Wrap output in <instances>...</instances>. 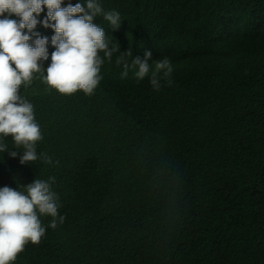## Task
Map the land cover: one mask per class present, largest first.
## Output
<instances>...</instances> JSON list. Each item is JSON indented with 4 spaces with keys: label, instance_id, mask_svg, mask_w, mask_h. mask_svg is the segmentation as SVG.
<instances>
[{
    "label": "trees",
    "instance_id": "16d2710c",
    "mask_svg": "<svg viewBox=\"0 0 264 264\" xmlns=\"http://www.w3.org/2000/svg\"><path fill=\"white\" fill-rule=\"evenodd\" d=\"M99 2L121 17L116 30L94 18L109 47L129 63L167 57L172 84L122 78L117 51L91 96L62 95L40 73L21 86L38 159L21 164L23 149L0 138L18 152H0V188L48 181L65 219L53 229L41 215L44 237L14 264H264V0ZM77 3L87 9L62 6ZM46 16L35 31L51 55Z\"/></svg>",
    "mask_w": 264,
    "mask_h": 264
},
{
    "label": "clouds",
    "instance_id": "9594fccd",
    "mask_svg": "<svg viewBox=\"0 0 264 264\" xmlns=\"http://www.w3.org/2000/svg\"><path fill=\"white\" fill-rule=\"evenodd\" d=\"M63 4L64 0H0V16L8 14L0 19V138L11 136L16 149H23L21 164L38 159L36 145L42 139L33 105L20 95L21 86L31 85L34 74L40 73L43 82L62 95L82 91L91 96L102 79L100 71L105 59L111 62L113 53L119 51V47H109L105 29L94 23V18L100 16L116 30L121 25L118 12H105L99 0H87V9L82 3L67 7ZM45 7L43 26L51 27L55 33L51 37L55 49L51 55L49 38L35 31L41 23L37 17ZM126 56H132L131 51L116 59L117 66L123 64L122 78L131 70L138 81L150 77L156 91L161 88V79L172 84L173 67L167 57L153 60L152 52L146 51L143 58L135 57L129 63ZM49 58L51 63L45 69L42 62ZM6 149L7 145L0 143V152L18 156L17 151ZM40 158L53 163L50 157ZM50 180L54 182L55 178ZM25 188L26 192L9 186L0 188V264H14L28 243H40L46 232L41 215L53 217V229L65 219L58 216V196L48 181L36 179Z\"/></svg>",
    "mask_w": 264,
    "mask_h": 264
}]
</instances>
